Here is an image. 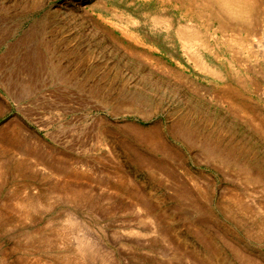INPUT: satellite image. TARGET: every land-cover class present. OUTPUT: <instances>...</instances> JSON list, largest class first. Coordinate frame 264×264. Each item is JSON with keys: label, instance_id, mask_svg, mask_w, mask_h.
<instances>
[{"label": "rangeland", "instance_id": "obj_1", "mask_svg": "<svg viewBox=\"0 0 264 264\" xmlns=\"http://www.w3.org/2000/svg\"><path fill=\"white\" fill-rule=\"evenodd\" d=\"M257 2L0 0V264H264Z\"/></svg>", "mask_w": 264, "mask_h": 264}, {"label": "bare ground", "instance_id": "obj_2", "mask_svg": "<svg viewBox=\"0 0 264 264\" xmlns=\"http://www.w3.org/2000/svg\"><path fill=\"white\" fill-rule=\"evenodd\" d=\"M257 1H259V0H216V3H217V5H219V7L223 11V13L226 14V16H228V17L230 16V17H232V19H234L236 21H241V22L245 23L247 27H250V26H252V23L254 20V19L252 20L251 17L253 18V13L258 11L257 10V7H258ZM59 186H60V184H59ZM67 194L69 195V193H67ZM70 194H72V193H70ZM69 196H71V195H69ZM1 215H2V212H1Z\"/></svg>", "mask_w": 264, "mask_h": 264}]
</instances>
